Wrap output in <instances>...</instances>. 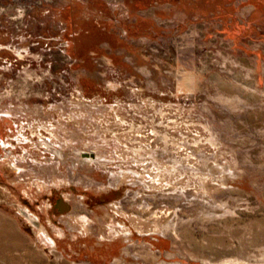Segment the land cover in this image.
Segmentation results:
<instances>
[{"label":"rangeland","instance_id":"rangeland-1","mask_svg":"<svg viewBox=\"0 0 264 264\" xmlns=\"http://www.w3.org/2000/svg\"><path fill=\"white\" fill-rule=\"evenodd\" d=\"M0 264H264V0H0Z\"/></svg>","mask_w":264,"mask_h":264},{"label":"bare ground","instance_id":"bare-ground-1","mask_svg":"<svg viewBox=\"0 0 264 264\" xmlns=\"http://www.w3.org/2000/svg\"><path fill=\"white\" fill-rule=\"evenodd\" d=\"M87 160L88 161H92V159L91 158H87ZM95 160V159H94ZM28 211H22V215L32 224V225H34V227L35 228H37L38 227V225H39V223L37 222V220L35 219V218H33V217H31L28 213H27ZM83 222V221H82ZM124 233H126V231L124 230ZM43 235L45 236V237H47V235L45 234V232H43Z\"/></svg>","mask_w":264,"mask_h":264},{"label":"water","instance_id":"water-1","mask_svg":"<svg viewBox=\"0 0 264 264\" xmlns=\"http://www.w3.org/2000/svg\"><path fill=\"white\" fill-rule=\"evenodd\" d=\"M62 209H64L65 207L64 206H61ZM62 211V210H61Z\"/></svg>","mask_w":264,"mask_h":264},{"label":"flooded vegetation","instance_id":"flooded-vegetation-1","mask_svg":"<svg viewBox=\"0 0 264 264\" xmlns=\"http://www.w3.org/2000/svg\"><path fill=\"white\" fill-rule=\"evenodd\" d=\"M37 222H38V220H37Z\"/></svg>","mask_w":264,"mask_h":264}]
</instances>
